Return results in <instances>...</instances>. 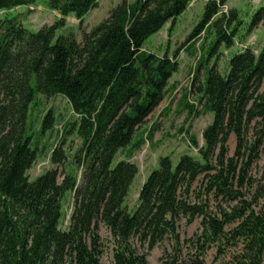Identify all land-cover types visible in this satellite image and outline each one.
Instances as JSON below:
<instances>
[{
	"label": "trees",
	"instance_id": "trees-1",
	"mask_svg": "<svg viewBox=\"0 0 264 264\" xmlns=\"http://www.w3.org/2000/svg\"><path fill=\"white\" fill-rule=\"evenodd\" d=\"M35 1L0 0V10ZM191 1L124 0L84 33L82 42L71 34L56 38V32L70 15L83 19L98 6V0H48V6L61 16L38 31L24 27L17 17L0 19V264H99L100 223L118 239L116 264H144L145 257L135 255L132 237L149 241L153 248L167 234L175 233L181 215L204 214L202 207L182 197V190H188L199 175L209 176L210 188L231 194L229 174L224 168L211 174L214 167L209 160L219 149L224 166L232 133L239 154L251 122L259 121L264 130V90L260 91L264 46L258 54L248 45L241 48L229 60L226 75L215 66L209 69L201 91L203 106L214 113V120L203 132V146L190 137L202 161L184 154L175 165L171 156L160 157L158 168L141 187L133 212L123 204L138 166L129 160L112 165L118 151L131 144L138 128L161 104L179 66L167 53L160 58L145 51L144 43L170 21L172 30ZM259 1L249 30L259 24L264 27V0ZM226 3L208 0L189 40L213 26L215 46L232 47L242 21L237 9L221 10ZM37 93L66 97L78 116L70 126L77 128L83 141L78 158L82 185L76 173H60L57 168L29 179L28 171L39 154L27 130ZM187 107L194 112L193 105ZM52 121L50 112L43 132ZM157 128L151 127L149 139ZM144 142L137 141L132 151ZM63 158L62 150L55 148L52 162L60 164ZM67 192L75 193L74 207L69 227L62 229V200ZM237 218L232 236L243 240L244 254L236 264H264V208H249ZM206 223L213 231L211 239L223 234L224 222L209 216Z\"/></svg>",
	"mask_w": 264,
	"mask_h": 264
},
{
	"label": "rangeland",
	"instance_id": "rangeland-1",
	"mask_svg": "<svg viewBox=\"0 0 264 264\" xmlns=\"http://www.w3.org/2000/svg\"><path fill=\"white\" fill-rule=\"evenodd\" d=\"M47 1L36 0L33 4L0 10V19L17 17L24 27L38 31L45 25L54 24L61 16L48 6ZM122 1L124 0H98V6L83 19L79 20L74 15L68 16L64 27L57 30L56 38L61 34H71L78 42H82L84 33L90 32L106 19L111 9ZM207 1H191L187 9L175 20L172 30L170 29L173 23L170 21L160 31L150 35L144 43L145 51L160 58L167 53L171 59L178 61L179 66L168 81L161 104L138 128L131 144L118 151L112 163L115 166L121 160H129L138 166V174L123 204L131 212L139 203V192L143 183L150 173L158 168L160 157L171 156L175 165L184 154L193 155L202 161L199 148L193 145L190 137L194 136L198 146H203V132L214 120V113L207 111L203 106L201 91L209 69L215 66L221 74L226 75L229 60L241 48L248 45L258 54L264 46V27L259 24L249 30L251 17L260 6L259 0H227L221 9L225 12L237 9L239 20L242 21L239 35L232 47L229 48L224 43L215 46L217 33L213 26L192 41L189 40L202 19ZM241 35L245 36L240 38ZM263 90L264 80L260 91ZM187 104L194 106V112H189ZM50 112L53 117L52 125L43 132L44 121ZM77 118L66 97L36 94L30 107L27 130L33 136V145H38L39 154L28 171L30 180L36 179L47 170L57 168L60 173L71 171L76 173L78 185L83 184V168L78 162L83 141L77 134V128L70 126ZM153 125H157L158 128L153 138L149 139L147 134ZM141 139H145V142L140 149L132 151L133 144ZM244 140V146L237 154L236 135L233 133L230 135L226 145L224 166L218 158L219 149L209 160L214 167L210 171L211 174L221 168H224L225 174H229L231 194L210 188V178L203 173L188 190H182V197L189 203L202 207L204 214L181 215L176 221L175 233L167 234L153 248H150L149 241L141 240L138 236L131 238L135 255L145 257L144 264L237 263L244 254V242L232 236V230L239 221L236 217L249 208L255 211L264 208V130L259 121L251 122L244 134ZM55 148L64 153L60 164L52 162ZM74 196V192H67L62 200L63 215L60 220L62 229L69 227ZM209 216L225 223L223 234L216 240L211 239L213 231L207 223L205 225ZM99 234L101 252L99 264H116L118 239L104 223L99 224Z\"/></svg>",
	"mask_w": 264,
	"mask_h": 264
},
{
	"label": "crops",
	"instance_id": "crops-1",
	"mask_svg": "<svg viewBox=\"0 0 264 264\" xmlns=\"http://www.w3.org/2000/svg\"><path fill=\"white\" fill-rule=\"evenodd\" d=\"M57 12V11H56ZM58 13V12H57ZM58 15H60L59 13H58Z\"/></svg>",
	"mask_w": 264,
	"mask_h": 264
}]
</instances>
